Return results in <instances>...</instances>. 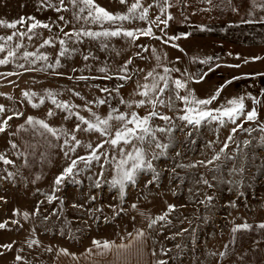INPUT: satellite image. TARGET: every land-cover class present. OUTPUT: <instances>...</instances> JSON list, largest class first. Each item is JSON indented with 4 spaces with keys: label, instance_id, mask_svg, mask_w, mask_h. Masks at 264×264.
<instances>
[{
    "label": "snow or ice",
    "instance_id": "obj_1",
    "mask_svg": "<svg viewBox=\"0 0 264 264\" xmlns=\"http://www.w3.org/2000/svg\"><path fill=\"white\" fill-rule=\"evenodd\" d=\"M121 5H125L127 0H118ZM176 2L183 3V0H176ZM207 4L211 5L213 0H204ZM229 6L232 5V0H227ZM249 5L247 15L254 16L255 10L264 11V0H247ZM71 5V8L68 7ZM158 7L163 17L158 15L155 19L150 18L149 10L152 7ZM174 5L171 0H154V4H149L147 7H144L141 4V0H134L130 6L127 7V11L124 13L121 12H110L106 10L104 7L100 6L95 2V0H38L37 9H51L56 13L69 12L71 11L72 19H66L64 15H58L57 20L62 21L64 25H70L73 21L79 22L83 20L85 23L95 24L99 26L100 30H91L86 29L84 27L75 28L73 27L72 31H64V28L57 24V27H60V31L63 33L65 37H75L76 42H80L81 37H87L91 40H99L100 41V49L101 51L107 49L109 44L105 41H110L113 38H119L123 40L129 41L131 44L135 45L136 41L141 36L153 37L157 40L160 39L159 36H154L151 27L146 28H125L123 26V22L127 21L129 23L139 20L145 21L149 25L155 24L157 27L163 24L165 27L169 25V21L174 19V17L168 13V9L172 8ZM243 6V5H242ZM203 11H207L208 9H202ZM231 10L233 12H238L239 8L232 6ZM87 12L86 15L84 13ZM28 21H31L30 23ZM243 23H264V16H261L259 20H243ZM56 23V21H53ZM107 24L109 27H104ZM17 25H24L26 31L17 30ZM0 27H5L8 29H12V33L6 36H0V53H6L3 58H0V65H7L10 61H15L17 59H23L25 63H18L16 67L23 69L24 72L31 71H44L46 69H54L60 67V60L56 59L55 63H48L45 67L42 68H33L26 67L27 65H35L37 61H47L48 57L43 53L37 52H29L27 50L23 51L22 56L18 57V52L20 49L24 48L22 41L26 37L29 41H32L34 38L40 36L37 29H48L51 31V26L49 23L42 22L37 20L35 17H20L17 20L6 21L0 20ZM203 31L204 29L201 28ZM163 32V29H161ZM185 38L190 35V33L181 34ZM19 39H16V38ZM180 39V36H171L168 37V40ZM168 40H165L164 43H168ZM51 38L43 39V43L40 45L43 48L46 45H51ZM60 51L58 53L59 56H64L69 52V49L65 47V40L60 39ZM174 48L178 47L177 45H172ZM73 52L76 49H72ZM153 55L156 56V59L159 60L160 57L156 55V50L153 49ZM181 51H183L181 49ZM136 55H139L137 53ZM96 59V57L92 56L91 53L87 55H83V59L85 61L89 60V58ZM253 61L264 59L260 56H253L250 58ZM179 60V57H177ZM212 60V57H206L199 61L201 64H208L209 61ZM132 59L129 58L120 68V72L124 73L122 75H118V79L121 81H129L131 80V76L127 75L128 65L132 63ZM244 64L249 63V58H245L243 61ZM241 65H227V67H235L239 68ZM219 67V65H217ZM213 69L209 68L208 72H211ZM72 71H76V69H72ZM97 71L101 73H106L108 71L107 67H99ZM143 71V69H140ZM180 72L181 77L183 78H173L171 73ZM208 72L200 73H189L186 69L181 71V69L173 67L169 68L167 66L163 67V73L156 72L155 69L149 71L144 79L147 81L151 78L150 83H145L143 85L137 83L136 89L133 94L141 99L134 100H125L121 98L119 100L120 104L126 106L129 109L128 112L120 111L117 108L111 107L109 105V109L105 115H99L95 112H92L91 108L88 107L89 104L93 103V101H86L84 108L88 112L91 113V118H85V116L80 115L78 112L73 111L75 108H79V105L69 104L68 102H61L56 99L58 95L57 92L52 90H45V95L40 97L39 104L33 103L32 98L37 96V93L34 91H22L21 95L27 100L28 104L31 105L32 108H38L45 103V98L51 101L56 108L60 109L61 112L67 113L61 117L63 120H71L72 117H75L73 121V127L71 129H67L65 127H53L51 126L47 119H39L34 116L28 115L26 116L24 123L16 126V130L14 132H10L9 129L12 127L10 121L13 118H19L24 116L23 112H19L13 110L11 108H7L5 105L0 104V133H5L9 136H16L21 131L28 132L29 129L32 130L34 136L38 135L44 137L47 142V148H55L57 145L52 144L47 137L50 135L55 138L57 141H60L62 138V143L58 145L59 151L63 154V157L68 161L67 166L63 167L62 171L55 176L52 185V192L43 193L45 199L48 204H52L53 201L59 200L61 204L64 203V200L55 195L57 191L60 190V186L62 184H66L71 182L73 184L79 183L75 179V177L82 171L88 170L91 168L93 162H96L99 165V171L96 174V178L89 176L88 179L92 181L90 185L91 188L101 189L102 185L107 184L109 189H115L117 191V196L113 197L114 199L119 200V204H109L108 207L112 209L113 217L119 216L121 213H126L128 209L121 207L123 203H125V197L127 195L126 189L129 187L138 186V176L143 173H151V178L147 179L144 183V187L147 189L149 185H153L156 183L161 173L157 171L155 168L153 161L159 159L162 155L165 154V150L169 148V144L161 143L156 135V133H167L169 135V139H171V134L174 130L183 131V126H178L176 124L171 123L173 117L165 115L161 112H158L157 107H166L171 111H179L182 114L178 115L176 119L181 122H184L186 125H192L194 127H200L203 124H212L215 122L219 127H226L227 125H232L230 128L229 135L223 141V147L220 148L219 152L214 154L210 160L207 161H197L196 163L184 165L178 164L176 167L181 168H195L198 165H211L215 161H219L221 158V154L225 155V159L231 160L233 159L230 155L225 153V149L229 148V142H234V135L238 132H247L251 135L252 132L259 131L264 134V122L259 120V111L258 107H264V101L258 99L256 96H252L251 94H247V96L241 95L237 97H233L227 99L224 103L219 104L218 107H209L214 102L218 101V98L221 96L222 90L227 85H230L233 80H238L240 77H233L230 80L225 81L223 85H220L206 98H199L196 96L194 90L189 87V81H194L195 83L202 82L208 75ZM20 73H7L8 76L11 75H19ZM3 75V74H0ZM57 75H63L62 73H57ZM256 75L264 76V73H257ZM112 77L105 75L103 79H111ZM68 79H72V77H68ZM79 80H88V79H96V77H86L79 76L77 77ZM162 85V86H161ZM123 84H118L116 88L112 91H115L117 95H119V90L123 88ZM184 91L185 94H181V91ZM71 91V90H70ZM101 92L109 93L111 95L110 90L107 87L99 89ZM174 94V98L173 95ZM0 95H4L0 93ZM76 96H80L78 92L74 93ZM261 95L264 96V90L261 91ZM8 99H12V97H8ZM81 99H84L81 97ZM248 99L251 101L253 107L249 108L245 104V100ZM178 100L183 105L182 108L177 109L175 101ZM96 105H105L108 104V100L104 98H97L95 101ZM145 105H150L151 110L147 112V114L141 116L136 111H132L133 107L141 108ZM11 112V115L7 113ZM57 113L52 109H48L46 112L47 118L55 117ZM158 118L166 123H169V127H153L151 121L153 118ZM246 123H252L255 127H245ZM26 125L28 127H26ZM219 131V128L216 129ZM87 133L89 135L96 134L97 141L95 143L88 142L85 143L81 139L77 138V133ZM188 135H191L189 133ZM8 145L13 149L12 155H14L17 159L22 160L19 168H28L30 167L28 157H35L39 154V158L41 161H45L47 159L46 152H39L38 149L42 147L37 142H29L23 141V148L18 145L13 140L7 141ZM214 141H209L207 147H211ZM243 144L247 147L251 144L250 140H244ZM260 144L264 146V135L260 137ZM105 145H108L109 148L105 149ZM238 146V145H237ZM78 148H84L87 152V155H76L74 158L70 155V153H76ZM155 149H160L159 152L155 151ZM177 156L181 155L180 152L176 153ZM247 154H245L246 156ZM0 164L2 165H12L16 166V161L13 159H9L6 152H0ZM79 164H83V168L79 167ZM112 164V172L114 173L110 180H102L100 177L105 176V165ZM19 171V169H18ZM175 172V169H172ZM245 171V165L242 163L239 168L234 167L231 172L233 174H243ZM0 172L6 173V176H0V179H12L17 173L8 171L7 168L0 169ZM215 178V177H214ZM40 179L39 176H36V180ZM36 180L31 181L35 183ZM198 183H202L209 188L213 187L209 181L203 177L200 178ZM37 191H40L37 189ZM191 191V190H190ZM175 195V192H173ZM98 198V194H89L87 200L84 204L73 203L71 205L74 209H82L85 213L92 218L93 220L97 219L96 213H101L102 208L98 207H88L85 208V204H91L95 202ZM0 200H4V197H0ZM212 197L209 195H205L203 200L198 201L201 204H205L211 202ZM44 201H40L37 203L33 211L30 213L29 211H23L16 209L13 211V215H22L25 220L29 218V216H38L41 211V205ZM235 205H233L234 207ZM130 209L136 210L139 215H141L146 223V229L135 228L133 232H126L125 236L121 237V243L117 244L114 241L110 240H93V246L101 250V253L110 252L113 249H116L118 252L120 250L131 249L136 246L138 243L143 245L146 244L148 239H152V242L155 244L157 241L151 236V232L148 230H156L157 234H160V231L171 226L172 220L169 219L171 213L176 211L177 206L174 204H168L165 211H163L159 215H149L141 212L139 210L137 203H132ZM56 215L54 211L52 213ZM48 216H44V220H47ZM105 221L109 219V217H104ZM135 220V217H132ZM12 224H17V220H12ZM7 226V222L0 223V229H4ZM259 229H264V222L256 225ZM253 228L252 225L248 223L236 224L232 227L231 231L233 233L239 231H248ZM33 232L35 229L32 230ZM187 229L181 230V232L173 233L172 236L166 237V239H174L175 236L181 235L183 232H187ZM127 241L126 243L124 241ZM259 243V242H257ZM28 247L32 248L33 246H40L41 241L38 239H30L27 241ZM13 247L12 244H2L0 248L11 250ZM175 247L177 249H181L180 244H176ZM46 251L51 252L53 249L51 247H47ZM88 251H91L89 249ZM142 251V249H138V252ZM159 252L161 255L167 256L171 249L165 248L161 245ZM58 254L62 255H74L69 253L66 249H60ZM2 255V253H0ZM151 255L153 257L157 256V252L155 250L152 251ZM179 255V253H177ZM220 256H224L225 253L221 252ZM23 257L20 255L15 256L16 261L22 260ZM27 264V262H25ZM152 264H168V260L166 259H154Z\"/></svg>",
    "mask_w": 264,
    "mask_h": 264
}]
</instances>
